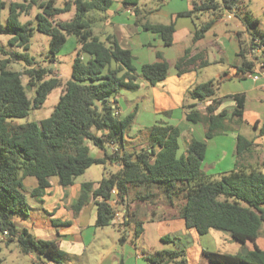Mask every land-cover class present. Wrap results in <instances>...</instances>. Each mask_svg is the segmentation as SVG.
Returning <instances> with one entry per match:
<instances>
[{
    "label": "trees",
    "instance_id": "1",
    "mask_svg": "<svg viewBox=\"0 0 264 264\" xmlns=\"http://www.w3.org/2000/svg\"><path fill=\"white\" fill-rule=\"evenodd\" d=\"M239 1H194L192 9L180 15L218 12L223 11V7L236 9ZM139 2L123 0L124 6L134 7L137 14ZM55 3V0L11 2L7 24L0 21V34L8 35V43L18 49L8 51L0 47V53L5 55L0 60V230L9 232L7 240H16L24 253L35 252L39 257H48L54 264H65L68 253L57 241L39 239L29 229H19L14 221L16 213L28 214L31 209L23 190V179L29 175L38 178L39 185L32 194L39 197L51 187L52 176L59 177L61 186H71L93 164L110 162L118 165L119 169L104 175L96 183L83 182L73 207L79 211L93 199L97 206V227L112 225L124 231L126 225L134 223L133 239H138L144 232L145 221L130 215L128 196L135 193L138 200L146 202L163 190L171 199L184 200L180 214L187 226L195 228L199 234L210 230L226 231L243 244H253L247 254L205 251L212 264H264V249L257 244L264 226V171L259 167L243 166L240 162L253 148L254 139H247L240 133L237 135L235 167L218 176L204 170L207 143L192 139L186 152L179 154L180 130L169 124L158 123L149 129L147 149L126 150V136L135 121L136 111L125 117L117 115L116 95L125 89L136 90L139 75L153 85L165 80L169 74V63L158 54V60L143 64L138 72L132 50L123 47L115 35L108 34L101 39L94 34L89 14L107 11L113 0H67L62 7ZM33 4L42 9L37 13L36 25L33 26L31 21L22 24L20 17L28 14ZM5 6L6 2L0 0V13ZM74 6L69 20L54 24L57 16ZM243 23L249 36L259 38L264 44L260 20L247 13ZM210 24L200 25L193 37L194 42L204 36ZM144 27L159 31L166 45L173 44L174 22L144 23ZM35 31L50 36L48 57L52 62L68 37H76L80 47L73 61L71 78L65 83L54 74V67L37 65L36 56L30 54ZM241 45V69L251 73L256 64L246 57L247 43L244 45L242 42ZM83 54L88 55L86 60ZM12 61L21 62L25 67L14 70L10 67ZM196 61L191 57L190 49H186L176 63L178 74L190 71ZM261 62L264 68V53ZM206 64L201 61L202 67ZM23 75L28 77L27 84L23 82ZM58 86L62 87V94L48 117L40 122L30 119L16 122L25 120L32 110L41 108ZM216 94L215 80L200 83L190 90V96L196 102L186 106L187 118L203 122L207 138L232 129L229 122L233 119L238 125L243 122V93L231 96L236 102L231 119L227 118L226 110L208 117L200 113L198 103L208 99L220 103V99L214 98ZM215 108L209 107L208 114ZM259 134H264V123ZM87 141L102 147L105 143L114 142L119 148L96 158L91 156ZM113 189L118 190V204H124L126 208L120 222L115 221L116 209L111 205L115 199ZM125 240L126 235H121L120 241ZM181 253L178 250H161L148 257L156 264H164L176 260Z\"/></svg>",
    "mask_w": 264,
    "mask_h": 264
},
{
    "label": "crops",
    "instance_id": "2",
    "mask_svg": "<svg viewBox=\"0 0 264 264\" xmlns=\"http://www.w3.org/2000/svg\"><path fill=\"white\" fill-rule=\"evenodd\" d=\"M194 1L200 0H140L137 14L134 7H125L123 0H113L112 6L107 11H92L89 14L96 36L103 39L106 35L113 34L123 47L132 50L138 72L143 64L158 60V54H161V57L169 63V74L165 80L153 85L139 75L137 78L139 87L136 90L125 89L116 95L117 110L121 117L133 111H136L135 121L142 117V122L138 123L136 128L131 127L127 133L125 149L128 151L147 149L149 129L158 123L169 124L180 130L179 154L186 152L187 145L192 139L207 143L203 167L208 174L218 176L235 167L237 135L240 133L247 139H254L251 151L240 159L241 165L259 167L264 171V134H259L260 127L264 123V75L254 79L241 69L243 60L240 55L243 50L241 43L243 42L244 45L247 43L249 34L244 23V29L238 30L234 28L233 23L227 22V19L218 17V12H207L209 14L205 15L207 16L205 19L200 18L204 16H199L200 13H195L193 16L180 15L191 10ZM221 12L222 10L219 11L220 14ZM59 21L63 20L61 18L58 21L55 20L54 24ZM172 22L175 24L172 45L164 43L159 31L144 27V23L170 24ZM203 23H211L210 28L201 39L194 42L193 37ZM79 47L76 39L77 50ZM186 49H190L191 57H195L197 61L194 62L190 71L179 75L176 63L185 54ZM245 54L249 59L248 53L245 52ZM87 56L83 54L85 60ZM201 61L207 64L202 67ZM53 62H55L54 65L57 64L56 60ZM209 80H215L217 94L214 98L220 99V103H215L213 99L198 103L200 113L207 117L226 110L227 118L231 119L230 115L236 104L231 96L240 93L245 95L243 122L238 125L233 119V122H229L233 126L232 129L211 138L206 137V127L203 122H193L187 118L188 109L186 108L187 105L196 102L194 99L191 100L190 90ZM209 107L216 108L214 112L208 114ZM161 114L164 118L159 117ZM28 119L29 117L22 122V119L16 122L23 123ZM244 126H246L245 130ZM128 138L133 141L132 144ZM87 144L90 147L91 156L96 158H102L106 151H110L108 143H105L103 147L90 141H87ZM208 158H210L209 161ZM111 165L115 164L111 163ZM115 166L118 170L119 166ZM81 184L77 185L75 181L73 185L64 187L60 185L58 176H52L51 187L42 196L36 197L32 194V190L38 187L39 180L35 176H26L23 179V190L31 209L28 214L24 215L29 217L40 209L47 214V220L36 224L35 222H18L14 217L19 229L27 228L39 239L57 241L60 247L68 253L65 264H82L83 261H85L83 263H90L92 260H96L97 264H156L138 252L139 248L145 255L160 251L155 250L147 240L149 226H153L160 238L166 237L168 239L166 242H171V235H174L175 244L172 243V246L163 248L164 250L183 252L176 260L164 264H177L176 261H183L182 264H212L205 255V251L222 252L220 250L221 237L216 233L217 230L199 234L195 228L187 226L179 210L178 222L170 219L157 220L154 217L150 219L152 221L147 222L153 223L148 226L144 225V232L132 242L128 240L121 242L120 237L126 235L125 229L134 223L126 225L124 231H119L116 226L112 225L101 227H113L116 231L112 233L115 241L112 247L105 246L103 254L98 259H93L90 254L94 247L97 249L95 238L87 241L84 231L97 227L95 225L97 206L91 199L79 211L74 210L73 207L80 195ZM130 198L131 196H128L130 215L143 219L141 218L143 215L141 207L138 205L136 208H131ZM120 206L125 212L124 204ZM162 223H167L172 227L169 230L170 234L163 232ZM102 232L107 234V231ZM2 238L5 239L3 233ZM257 244L264 249V226ZM18 247L20 253H24L19 244ZM252 247L251 242H246L241 248L249 250ZM236 253L239 252L231 254ZM26 254L37 256L40 264H54L48 257H39L35 252Z\"/></svg>",
    "mask_w": 264,
    "mask_h": 264
},
{
    "label": "rangeland",
    "instance_id": "3",
    "mask_svg": "<svg viewBox=\"0 0 264 264\" xmlns=\"http://www.w3.org/2000/svg\"><path fill=\"white\" fill-rule=\"evenodd\" d=\"M6 2V6L1 9L0 13V21L3 25L7 24V18L9 15V5L11 2H23L25 0H3ZM41 0H39L40 2ZM55 5L57 7H62L66 4L67 0H55ZM75 10V6L70 11L59 15L55 18L56 21L60 20H69ZM42 9L38 6V4H33V7L31 8L30 12L28 14H24L20 17V22L23 24L25 21H31L33 23V26L37 23V13L41 12ZM218 10V15H219ZM217 12V11H216ZM250 13L252 16L257 17L260 20V28L264 30V0H240L239 1V7L235 9L234 11V19L228 20L227 22L233 23L234 28L238 30H243V19L244 16ZM209 13L207 12H201L199 16H202L200 18L205 19L208 16ZM223 15V11L221 12ZM207 15V16H205ZM9 36L5 34H0V47L3 49H7L8 51H17V47H12L9 43ZM49 43H50V36L46 33H42L39 31L34 32V36L32 38V44L30 49V54L36 56V61L38 62L37 65L42 66H51L54 67V74L58 75L63 83L66 82L69 78H71L72 75V67H73V61L77 54V48H76V37L75 36H69L67 42L63 45L60 54H58L56 58V63L52 62L50 58L48 57L49 54ZM2 53H0V60L4 57ZM10 57V55H9ZM10 67L14 70H22L25 66L21 62H15L12 61L10 64ZM23 82L25 84L28 83V77L26 75L22 76ZM62 94V87L58 86L56 87L48 96L47 100L43 104V106L37 110H32L29 115L30 120H34L36 122H40L42 119L48 117L52 110L54 109V106L57 104L60 95ZM29 95L32 96L33 92L30 91ZM193 101V98H191ZM159 117H163V114L159 115ZM28 119V120H29ZM24 121V119L21 120V122ZM142 122V117L140 119H137L133 125L132 128H136L138 123ZM246 129V126L243 128ZM130 143L132 144V140L128 138ZM127 145V144H126ZM210 158H208L209 161ZM117 171V166L111 165L110 162H107L106 164H93L89 169H87L82 175L78 176L76 178V184L79 185L80 183L91 181V182H98L100 181L104 175H110L111 173H114ZM184 200L181 198L173 197L172 199L169 198L165 191L159 190L158 196L151 197L150 201L146 200V202H141L136 198V194H132L130 198V205L131 208H136L138 205L141 207V218L145 221L146 226L151 225L150 223H147L148 221H152L150 219L154 218L157 220H175L178 222V211L180 210L181 206L183 205ZM116 210L122 211V207L118 204L115 208ZM155 211V213H153ZM181 211V210H180ZM27 215H24L23 213H16L15 219L18 222H35L38 224L41 221L47 220V214L38 209L35 211L34 214H32L29 217H26ZM166 222V221H165ZM162 229L163 232H167L170 234V227L167 223H162ZM105 229V230H103ZM134 230H135V224H131L130 227H127L124 232H126V240L132 242L134 237ZM96 231V236H95ZM102 231H107V234H103ZM112 233H116L113 227L108 228H101V227H91L84 231V234L87 237V241H92L93 238H95V245L97 246V249H93L92 253L90 254L93 259H98L101 254H103L105 250V246L108 245L110 247L113 246V243L115 241V237H113ZM218 235H220V241H221V248L220 250L222 252L226 253H235V252H241L243 253L244 248L242 247V243L235 240L230 233L226 231H219L217 230ZM149 237L147 240L150 242L153 248L155 250H164L163 248H166L168 246H172V243L175 244L176 239L174 238V235L172 236L171 242H166L168 239L165 237L160 238L158 235V232L153 229V226H149ZM5 239L2 238V231L0 230V260L2 262L0 264H40L38 263L37 256H30L26 253H20L18 243L15 241H8L6 237ZM165 241V242H164ZM120 246V244H119ZM121 248V247H120ZM139 253L143 254L145 258L149 259V255H145L144 252L139 248ZM157 251L152 252V254L156 253ZM82 262V261H81ZM85 262V261H83ZM82 264H97L96 260H92L90 263H83ZM76 264V263H75ZM172 264V263H170Z\"/></svg>",
    "mask_w": 264,
    "mask_h": 264
},
{
    "label": "built area",
    "instance_id": "4",
    "mask_svg": "<svg viewBox=\"0 0 264 264\" xmlns=\"http://www.w3.org/2000/svg\"><path fill=\"white\" fill-rule=\"evenodd\" d=\"M223 15L219 13L220 18L230 20L234 17V9H227L223 7ZM247 53L250 58V60L254 61L256 66L253 70V72L249 73L251 77L254 79H258L262 75H264V68H262V58L264 53V44L261 42L259 38L252 39L250 36L247 41ZM116 114H119V111L116 110ZM110 151L116 152L118 150V146L114 142L109 143ZM113 195L115 196V199L111 202V205L116 208L118 205V190L113 189ZM125 212L124 211H115V221L120 222L124 217ZM4 237L9 236V232L6 230L3 232Z\"/></svg>",
    "mask_w": 264,
    "mask_h": 264
},
{
    "label": "water",
    "instance_id": "5",
    "mask_svg": "<svg viewBox=\"0 0 264 264\" xmlns=\"http://www.w3.org/2000/svg\"><path fill=\"white\" fill-rule=\"evenodd\" d=\"M248 253V249H244L243 254H247Z\"/></svg>",
    "mask_w": 264,
    "mask_h": 264
}]
</instances>
